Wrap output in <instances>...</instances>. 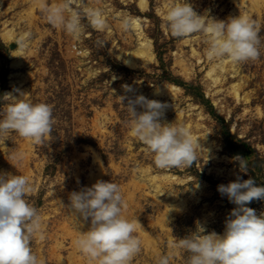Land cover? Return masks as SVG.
<instances>
[{
    "label": "rangeland",
    "instance_id": "obj_1",
    "mask_svg": "<svg viewBox=\"0 0 264 264\" xmlns=\"http://www.w3.org/2000/svg\"><path fill=\"white\" fill-rule=\"evenodd\" d=\"M145 2L143 12L139 0H86L103 11L108 27L94 29L81 10L84 31L74 39L47 22L40 4L50 6L53 0H0V96L25 93L29 102L50 105L54 117L41 144L14 132L0 139V173L26 176L32 187L26 200L38 210L41 230L30 246L43 264H89L74 242L90 220L76 221L70 214L69 195L99 180L119 184L122 214L142 225L133 233L141 250L130 264H158L165 255L169 264H187L189 253L173 246L176 238L189 235L197 223L222 234L236 207L218 186L237 176L264 184V4L238 8L232 0H188L199 15L207 12L216 20L246 15L256 23L260 55L237 63L210 60L203 34L171 36L163 27L171 0ZM122 16L137 20L152 44L153 61L142 69H127L115 55L138 45L139 31L122 30ZM9 31L11 41L5 37ZM21 36L27 48L16 54ZM181 59L189 77L181 73ZM223 61L219 82L212 84L206 74ZM164 84L179 87L175 101L153 95ZM137 96L165 105L160 122L185 127L208 159L204 154L191 167H157L154 155L130 131L126 105ZM8 103L0 97V108ZM13 150L23 153L19 163L9 158ZM236 156L244 158L247 174L239 171ZM169 200L184 204L172 209ZM247 206L264 214V201Z\"/></svg>",
    "mask_w": 264,
    "mask_h": 264
},
{
    "label": "clouds",
    "instance_id": "obj_2",
    "mask_svg": "<svg viewBox=\"0 0 264 264\" xmlns=\"http://www.w3.org/2000/svg\"><path fill=\"white\" fill-rule=\"evenodd\" d=\"M40 8L50 25L74 39H79L84 31L81 10L94 29L103 31L108 27L103 11L89 7L86 0H53L50 6L41 3ZM163 20V27L173 37L203 34L210 60L228 58L238 63L260 55L257 25L246 15L216 20L207 12L197 14L188 0H171ZM119 23L127 31L134 21L122 16ZM16 44L18 49L26 50L25 36ZM26 95L0 96L9 101L0 108V139L14 132L33 144H41L52 131V108L46 103L29 102L24 99ZM121 99L123 102L124 97ZM137 106L143 111L138 112ZM126 107L131 134L147 146L157 167H191L204 154L208 159V151L185 127L160 122L165 105L137 96ZM9 158L19 163L23 153L13 150ZM234 160L239 171L247 174L244 158L236 156ZM31 191L26 176L0 173V264H43L30 246L41 230L40 214L26 200ZM217 191L236 206L226 218L222 234L206 232L197 223L194 231L176 238L173 246L189 253L187 264H264V214L258 216L247 206L254 200L264 201V184H257L252 177L242 180L237 176L234 182L219 185ZM69 201V212L76 221L78 217L81 221L90 220L88 230L78 231L74 242L89 264H130L141 250L140 240L133 233L142 225L122 214L125 205L119 184L99 180L91 187L72 192ZM158 264H169V257L161 256Z\"/></svg>",
    "mask_w": 264,
    "mask_h": 264
},
{
    "label": "bare ground",
    "instance_id": "obj_3",
    "mask_svg": "<svg viewBox=\"0 0 264 264\" xmlns=\"http://www.w3.org/2000/svg\"><path fill=\"white\" fill-rule=\"evenodd\" d=\"M232 1H234L236 3L238 8L242 7V6L246 7L245 3H247V2L253 8H259L260 5L264 4V0H232ZM138 6L140 7L141 11H143V12L147 9V3L145 2V0H139ZM133 21H134V23H133L132 27L135 30L139 31L138 32L137 48L134 51L127 53V54L119 51L115 55H116L117 59L120 61V63L124 67H126L127 69L139 70V69L146 67L147 65H149L153 61L152 44L142 33L141 28H140L137 20H133ZM12 36H13L12 31L7 32L5 35V37L8 41H11ZM20 52H21V50H17V53L16 52L15 53L18 54ZM192 53L195 54L194 50H192ZM17 62L19 63L20 61H17ZM179 63L181 65L183 63V60L182 59L179 60ZM224 65H225V62L223 61L218 66V68L212 67L207 72L206 77L210 79L212 84H217L219 82L218 73H221L225 69ZM181 73L184 74L186 77H189V75H190L189 70L183 64L181 66ZM231 90L233 92V96H234L235 100H239V95L237 93L236 86L233 85L231 87ZM179 91H180L179 87L164 84V85L160 86L159 88H154L153 89V95L154 96H163L166 98H170L172 101H175L177 98V93ZM166 110H167V107L165 106L163 108L162 112H164ZM171 179L174 180L175 178H173V177L171 178L170 176H164L165 181H170ZM152 180H155V178H153ZM159 188H160V186H156V189H159ZM170 204H172L171 206L173 209L174 207H181L184 203L182 201H180L176 204V202L174 200H171Z\"/></svg>",
    "mask_w": 264,
    "mask_h": 264
}]
</instances>
